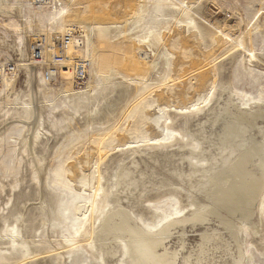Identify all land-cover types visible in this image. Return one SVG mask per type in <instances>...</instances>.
<instances>
[{"label":"rangeland","instance_id":"obj_1","mask_svg":"<svg viewBox=\"0 0 264 264\" xmlns=\"http://www.w3.org/2000/svg\"><path fill=\"white\" fill-rule=\"evenodd\" d=\"M39 1L33 3V8H28V11L36 12L35 17L40 18V14H37L40 12H37V9H44L41 12L43 20L36 21L35 26L32 27L34 30H42L39 32L43 40L36 41H40L43 46L46 44L44 29H46L47 19L63 18L64 15L61 17L59 11L64 5L67 7V4L69 8L79 6L82 9L81 18L93 11L109 14L113 18L124 12L122 5L125 4V0H73L71 4L61 0L60 6L61 3L55 0ZM153 1H146V18H137V14L131 18L125 27L127 30L125 34L110 26L106 27L107 25L94 28L89 32V47L94 44L103 46L104 49L114 45L116 47L113 48H117L119 44V47L127 51L125 55L114 50L110 59L106 57L107 53L103 54V59L108 63L97 67L98 71L94 69L87 55L86 38L82 35L83 28L80 27V33L75 37L80 40L73 44L69 59L73 62L85 61L87 66L85 80L76 77L77 80L73 84L71 77L75 67L72 68L70 65H59L53 81L46 78L44 68H56V66L45 63L39 64L40 66L31 65L42 72L47 105V108L44 107L43 110V127L40 128L44 129L41 130L43 134L39 142L33 146L32 152L33 157L36 159L44 157L45 161L41 172L37 168L33 171L30 165L31 154L10 155L6 144L3 145L0 153V182L4 185L3 189L0 187V230L5 225L19 224L22 236L26 238L27 243L22 240L19 246L14 247L8 239L0 240V264H10L23 257L28 258L24 264H97L83 249L75 252L69 250L64 239L73 237L65 233L77 225V218H80L83 212L88 214L80 196L84 192L90 193L95 184L96 160L101 153H105V159L100 164L101 169L105 171V176L111 183H116L114 175L119 166L129 164L135 157L137 159L135 165L141 171L149 172L148 166H150L149 173L156 174L151 178L157 183L166 182L160 187H157L156 183H148L147 190L144 191L138 203L135 199L140 194V190L133 189L132 194H121L120 190L113 188L112 194H109V200H112L116 198L115 195L119 191L120 205L131 209V216L142 229L154 232L169 221L188 216L191 208L183 209L188 202L187 193L181 191L179 195L177 194V191L184 187L178 185L181 183L172 175L171 170H166L147 158V155L154 151H149L147 154L137 152L131 155L132 151L129 149L121 151L115 146L124 142H134L142 136L158 138L163 133L164 122L161 120L154 125L148 123L149 117L155 115L166 117L165 113H159L160 108L167 107L169 110L170 105H188L196 100L204 89L207 91L210 85H217V90L216 98L208 108L223 103L230 92H232L234 103L240 106V100L234 96L235 91H232L234 89L253 96L264 91L263 64L242 58L243 52L228 50L227 44L222 45L213 41V45L207 47L206 45L211 41L209 36H205V40L200 44H193L191 28L181 29L182 36L189 38L188 47L185 48L182 45L180 47L178 43L172 50L162 47L159 37L166 38L175 34L176 27L172 25L169 18H158L155 15ZM88 4L91 9L87 7ZM138 4L134 3L131 7L133 8L131 14L136 12ZM197 5L205 21L212 25L204 32L210 35L209 30L221 28L228 35L238 37V40H241L248 49L264 60V0H197ZM54 6L58 9L56 7L53 9ZM116 19L124 20V18ZM59 21L61 19L51 24L52 30L49 31L56 34L55 49L69 37L63 31L65 24ZM28 34L31 36L27 43L28 50L25 56L27 62L30 55L29 45L30 42H34L36 35L30 30ZM132 36L137 39L146 37V43H141L140 50L130 53L128 51L132 43L129 38ZM10 37V43H12V36ZM5 43L0 34V50L6 52L5 56H10L14 61L16 58L18 61L21 60L17 50L9 46V43H6L7 45ZM107 49L111 51L110 48ZM206 50L210 51V58L204 57ZM181 54L189 56L188 63L182 62ZM154 60L157 67L151 69L148 63L151 64ZM64 61H68L66 56ZM144 62L147 64L145 65ZM111 68L115 72L112 79L118 83L112 91L110 84L102 82L101 76L103 71L110 72ZM63 70L67 71V75L62 73ZM200 72L206 74L202 82L198 81ZM27 74L26 69L21 67V72L17 75V89L22 91L26 89ZM88 84L92 88L88 87ZM220 85L227 90H222ZM177 91H181L184 95L181 101L177 97ZM97 105L100 108L99 114L94 117L88 116L90 110ZM215 129H220V123L215 126ZM20 135V128H15L9 133V137L13 138ZM168 150V152L178 151V147L174 145L173 149ZM162 151L165 152V150ZM184 163L185 161L182 168L187 169ZM18 177L23 180L14 188L15 184L11 186L10 181ZM171 195L177 196L182 205H173L174 199H170ZM77 201L80 207L75 211L74 204ZM252 221L255 223L256 233L248 231L241 236V249L244 255L242 261L243 264H264V206L252 217ZM204 231L215 232L220 237L217 242L223 243L226 248L225 250L220 247L214 249L211 257L207 258V262L231 264L233 257L237 254V247L227 232L214 220L195 226L187 224L176 227L166 244L172 248L179 246L182 240L184 248L180 251L182 255H187L194 251ZM180 234H182L181 237ZM224 241L228 244L226 245ZM95 243L97 247H100V243ZM119 245L120 253L123 247L121 243ZM106 255L104 264H129L127 255L118 254L115 257ZM30 256H33L32 260H29Z\"/></svg>","mask_w":264,"mask_h":264},{"label":"bare ground","instance_id":"obj_2","mask_svg":"<svg viewBox=\"0 0 264 264\" xmlns=\"http://www.w3.org/2000/svg\"><path fill=\"white\" fill-rule=\"evenodd\" d=\"M38 1L0 0V34H2L4 41L9 43V46L17 50L21 57L19 61L17 58L14 61L10 56L6 57L16 63L18 70L13 75L5 78L0 85V153L3 145L6 144L10 155L31 154L30 165H32L33 171H36L37 168L41 172L45 159L44 157L36 159L33 157L32 151L33 146L39 142L43 134L41 130L44 129L40 128L43 127V110L44 107L47 108V105L43 91L42 72L31 65L40 66L39 64L45 63L56 66V68H44L45 76L50 81L55 80L59 65H70L72 68L75 67L71 77L72 83L74 84L77 79L85 80L87 67L85 61L73 62L69 59L73 44L80 40L75 39L76 34L80 33V27L84 30L82 35L86 38L87 55L90 57L94 69L98 71V68L107 62L103 59V54L107 53L106 57L110 59L114 50L125 55L127 51L119 47V44L117 48H113L116 45H112L113 47L108 46L107 48H110L111 51L106 48L107 51L100 45L95 46L92 44V47H89V32L94 28L107 25L106 27L110 26L125 34L127 32L125 27L136 14L138 15L137 18H146L147 0H125V4L122 5L124 12H121V15L114 16L115 19L109 14L94 11L81 18L80 12H82V9L79 6L69 8L66 4L67 7L64 5L59 11L61 17L64 15L63 18H48L47 23L45 22L46 29H44V32L46 36L44 42L46 44L44 46L40 41H36L38 39L43 40L39 32L42 30L32 28L35 26L36 21L43 20L41 12L44 9L36 8L37 12H40L37 13L40 14V18L35 17L36 12L28 11V8H33L32 4ZM55 1L60 2L61 0ZM65 1L71 4L73 0ZM134 3L139 4L136 7V12L131 14L133 12L131 7ZM152 5L158 18H169L172 25L176 27L175 34L166 36V38L159 37L162 47L172 50L175 49L174 46L177 43L180 47L181 45L185 48L188 47L189 38L182 36L183 31L181 29L191 28L193 44H200L205 40V36H209L211 41L207 39L211 43L208 42L207 47L213 45V41L222 45L227 44L228 50L243 52L242 58L250 61L254 60L264 65L263 58L248 49L241 40H238V37L228 35L221 28H213V31L209 30L210 35L204 32L206 28L208 30V27L212 25L205 21L197 5V0H154ZM87 7L91 9L90 4ZM128 15L131 16L128 17ZM116 18H124V20L118 21ZM59 19H61L59 22L65 24L63 31L69 37L65 42L63 41V54L65 53L63 61L56 62L54 60V53H56L54 44L57 38L56 34L49 33V31L52 30L51 24ZM29 30L36 35L33 39L34 42H30L29 54L31 56L29 55V61L27 62L25 56L28 50L27 43L31 36L28 34ZM10 36H12V43H10ZM145 38L137 39L135 36L129 38L132 44L128 52L132 53L134 50H140L141 43H146ZM36 47L42 55L41 61L38 62L32 58ZM0 53L5 55L6 52L0 50ZM204 53L205 58L211 57L209 50ZM65 56L68 61H64ZM180 59L183 63L189 62L188 55L183 56L181 54ZM79 64L84 67L82 77L78 75L77 67ZM144 64L146 65L147 62H144ZM148 64L151 69L157 67L156 60ZM21 67L28 72L27 86L23 91L17 89V75L21 72ZM62 73L67 75V71L63 70ZM114 75L113 68L110 69V72L103 71L101 75L102 82L105 81L110 84L111 91L118 84L117 81L112 79ZM205 77L206 74L200 72L198 81H204ZM87 86L92 88L89 84ZM220 88L224 91L226 89L223 85H220ZM216 90L217 85H210L207 91L204 89L203 93L188 105H170L169 110H167V107L160 108L159 113H165L166 117L162 118L160 115L149 117L148 123L156 125L161 120L164 122L163 133L158 138L142 136L134 142H124L115 146L120 148L121 151L129 149V151H132L131 155L137 152L147 154L149 151H154L147 155V158L154 163H158L157 165L163 166L166 170H171L172 175L181 183L178 185L184 187L177 191V194L179 195L181 191L187 193L188 202L183 206V209L186 207L191 208L188 216L169 221L154 232L142 229L131 216V209L120 205L119 191L115 195L116 198L112 200H109V194H112L113 188L120 190L121 194H132L133 189L140 190V194L135 199V202L138 203L144 191L147 190L148 183H156L155 185L160 187L165 185L166 182H155L151 177L156 174L149 173L150 166H148L150 168L149 172L148 170L141 171L135 165L137 162L135 157L131 159L129 164L119 166L114 175L116 183H111L110 179L105 176V171L101 169L100 164L105 159V153H101L96 160L95 184L90 193L85 194L84 192L80 196L84 201L88 214L86 215V212H83L80 218H77V225L68 229L69 231L65 233L73 236L64 239L69 250L75 252L83 249L97 264L105 263L106 254L111 257L118 254L120 256L127 255L129 264H176L177 262V264H212L207 262V258L212 255V251L219 249V247L226 249L223 243L217 242L220 237L215 232H202L196 248L187 255H182L180 251L184 248L182 240H180L181 244L179 246L172 248L167 246L166 243L176 227H183L187 224L195 226L214 220L219 227L227 232L229 238L237 247V254L233 257L231 264H243L244 255L241 249V236L248 231L256 233V226L252 221V217L264 206V91L257 96H253L236 89L232 90L235 91L234 96L240 100L239 106L234 103L232 92L229 90L230 95L223 103L208 108L213 99L216 98ZM176 94L180 101L184 98L181 91H177ZM98 105L90 110L88 116L94 117L99 114L100 108ZM219 123L220 129L216 130L215 126ZM15 128H20L21 135L16 138L9 137V133ZM174 145L178 147V151L168 152V149H173ZM162 150H165V152ZM184 161L187 169L182 168ZM4 177L7 178L6 175ZM22 180L23 178L19 177L13 178L10 181L11 186L15 184L14 188L17 187ZM0 187L1 189L4 188L1 182ZM172 198L174 199L173 205H182L177 196L171 195L170 199ZM79 207V201L75 202L74 210L77 211ZM177 215H181V213H177ZM181 236L182 234H180ZM180 237L179 239H181ZM4 238L11 241L14 247L19 246L22 240L27 243L26 238L22 236L21 225L19 224L5 225L0 230V240ZM95 242L100 243V247H97ZM119 242L123 247V249H120V253L118 252ZM224 242L226 245L228 244L227 241ZM27 259V257H23L10 262V264H24ZM32 259L33 256H30L29 260Z\"/></svg>","mask_w":264,"mask_h":264},{"label":"built area","instance_id":"obj_3","mask_svg":"<svg viewBox=\"0 0 264 264\" xmlns=\"http://www.w3.org/2000/svg\"><path fill=\"white\" fill-rule=\"evenodd\" d=\"M63 50H64V45L62 41L61 44L56 49V53H54V60L56 62L63 61L64 59ZM32 58L37 62L42 59V55L37 47L35 48L34 55ZM83 68L84 67L81 64H79V66L77 67L78 75L80 77L83 76ZM17 70H18V66H16V63L12 60H8L4 54L0 53V85L5 78L13 75Z\"/></svg>","mask_w":264,"mask_h":264}]
</instances>
